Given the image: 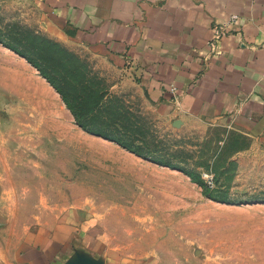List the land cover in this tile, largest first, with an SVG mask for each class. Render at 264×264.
<instances>
[{
	"label": "rangeland",
	"instance_id": "1",
	"mask_svg": "<svg viewBox=\"0 0 264 264\" xmlns=\"http://www.w3.org/2000/svg\"><path fill=\"white\" fill-rule=\"evenodd\" d=\"M0 41V264H29L25 241L55 243L61 254L60 243L82 240L109 264H264V149L243 127L159 113L110 61L50 37L29 3L0 0ZM7 45L55 75L79 68L103 95L92 111L81 88L75 109L85 124L198 175L230 204L206 197L183 171L83 130ZM67 81L74 93L76 79Z\"/></svg>",
	"mask_w": 264,
	"mask_h": 264
},
{
	"label": "crops",
	"instance_id": "2",
	"mask_svg": "<svg viewBox=\"0 0 264 264\" xmlns=\"http://www.w3.org/2000/svg\"><path fill=\"white\" fill-rule=\"evenodd\" d=\"M15 1L32 5L50 37L110 61L159 113L237 124L264 149V0ZM232 14L230 30L211 47L214 25ZM23 245L29 264L111 260L83 240L58 243L68 246L61 254L55 243Z\"/></svg>",
	"mask_w": 264,
	"mask_h": 264
},
{
	"label": "trees",
	"instance_id": "3",
	"mask_svg": "<svg viewBox=\"0 0 264 264\" xmlns=\"http://www.w3.org/2000/svg\"><path fill=\"white\" fill-rule=\"evenodd\" d=\"M2 42V41H0ZM3 43V42H2ZM55 47H57V49L61 50L62 53H65L67 56V58H76L72 55V53H69V51H67L64 47H62L61 45H59L58 43H53ZM8 48H10L11 50H13L14 52L18 53L19 55H21L22 57H24L31 65H33L38 71L39 73L49 82V84L59 93V95L61 96L63 102L66 104L67 108L71 111L76 123L78 126H80L83 130H85L86 132L102 137L104 139L110 140L115 142L116 144L120 145L121 147L125 148L126 150L141 156L145 159H148L156 164L162 165V166H169L171 168H177L180 171H183L185 174H187L192 181H194L195 183H197L199 186H201L203 188V193L206 197L213 199L215 201H219L222 203H228L230 204V202L222 199L221 197H217L215 195L212 194V191H210V189L208 188V186L204 183V181L196 174L185 171L183 169H180L179 167H175L173 165H171L170 163H165L162 161H158L155 159H152L151 157H148L146 155L143 154L141 147H139L138 145L135 146L132 143H125L123 142L121 139L116 138L114 135L106 132V131H102L100 129H95V128H91L89 127L87 124H85L83 122V120L81 119V117L79 116L78 111L75 109L76 107L79 106H83L84 104H82V102L84 101V93H82V89H84L85 91V95L87 96L86 93H89L88 95H91V108L92 111L94 108H97L99 103L102 100V94L101 91L99 89H96L95 87H92L91 85L87 86L85 85V82L83 81V74L80 73L79 68L76 69L73 66L70 65V67L67 66V64L63 65V69L61 71V73L58 74H54L53 72H50L51 69L50 67H43L41 65H39L38 63H36L31 57H29L26 53L19 51L18 49H16L15 47L11 46V45H7ZM75 59V60H76ZM73 75L74 78L76 79V88L74 90V93H72V91L69 88V85H66L68 83L67 78L68 76ZM57 76H60V80H63L62 83H59L56 79ZM82 88V89H81Z\"/></svg>",
	"mask_w": 264,
	"mask_h": 264
},
{
	"label": "built area",
	"instance_id": "4",
	"mask_svg": "<svg viewBox=\"0 0 264 264\" xmlns=\"http://www.w3.org/2000/svg\"><path fill=\"white\" fill-rule=\"evenodd\" d=\"M237 15L232 14L230 15L227 19H225L222 23L214 25L212 29V36L211 40L209 41V45L211 47H214L215 41L221 38V36L226 33L227 31L230 30V27L233 25ZM176 90L177 88L174 85L169 86V91L173 94L176 95ZM174 100L177 102L176 97H174Z\"/></svg>",
	"mask_w": 264,
	"mask_h": 264
},
{
	"label": "water",
	"instance_id": "5",
	"mask_svg": "<svg viewBox=\"0 0 264 264\" xmlns=\"http://www.w3.org/2000/svg\"><path fill=\"white\" fill-rule=\"evenodd\" d=\"M85 264H87V262L85 261Z\"/></svg>",
	"mask_w": 264,
	"mask_h": 264
}]
</instances>
